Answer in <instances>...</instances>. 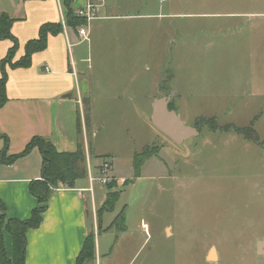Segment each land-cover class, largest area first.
Listing matches in <instances>:
<instances>
[{
  "label": "rangeland",
  "instance_id": "1",
  "mask_svg": "<svg viewBox=\"0 0 264 264\" xmlns=\"http://www.w3.org/2000/svg\"><path fill=\"white\" fill-rule=\"evenodd\" d=\"M120 1L122 14H155L160 7L162 13H185L164 19L178 20L183 33L170 27L171 69L158 79L162 91H177L186 123L199 125L200 134L177 144L143 119L150 110L141 107L146 97L162 95L154 74L143 81L134 105L101 111L105 126L94 138L87 124L80 125L88 102L77 105L72 131L88 133L93 146L109 153L95 157L91 147L92 164L102 162L94 171H104L107 158L113 162L115 174L111 163L105 173L115 180L97 186L98 207L110 190L120 191L115 210L104 215V229L95 231L97 256L89 264H264V145L200 121L253 124L264 141V0ZM117 78L132 84L131 76H103ZM136 151L153 154L139 174L132 161ZM86 166L88 172L87 160ZM123 210L126 230L110 227Z\"/></svg>",
  "mask_w": 264,
  "mask_h": 264
},
{
  "label": "crops",
  "instance_id": "2",
  "mask_svg": "<svg viewBox=\"0 0 264 264\" xmlns=\"http://www.w3.org/2000/svg\"><path fill=\"white\" fill-rule=\"evenodd\" d=\"M85 2L74 0L73 7L77 9ZM98 3L97 17L89 23L85 35L79 32L82 26L75 30L65 26L63 32L49 36L47 48L33 55L31 66L8 67V99L0 107V133L6 137L0 138V153L6 150L8 157L21 154L34 137L51 141L60 151H73L82 141L88 165L95 170L102 162L92 164L90 149H94L95 157L109 156V153L100 150L96 144L93 146L87 132L82 136L74 134L72 117L77 105L88 102L89 114L86 117L84 114L80 125L87 124L94 138L105 126L99 119L101 111L115 104L134 105L137 92L149 74L156 75L154 82H157L156 88L161 90L163 79H158V76L167 74L171 69L168 56L171 45L175 43V38L172 39L170 35V27L177 28L178 36L183 33L178 20L164 19L179 18L185 13H162L160 7L161 11L155 14H122L117 13L122 7L120 0ZM1 12L8 13L15 20L12 31L20 43L15 56L18 60L24 54L25 43L38 36L40 26L45 22L64 23L67 10L64 0H0ZM11 46V40H0V62ZM104 75L131 76L132 84H125L119 78L105 80ZM82 81L86 83L85 92L81 88ZM122 84L123 87H120ZM160 93V96L154 94L146 97L149 102L141 104V107L150 108L143 113V119H149L154 126L151 120L153 100L173 93L170 105L175 106L180 119L189 125L185 121L188 115L177 91L169 87ZM178 107H182L180 111ZM191 126L200 131L196 123ZM140 152L136 151L133 158ZM42 157L39 147H34L13 162L0 159V200L5 204L8 218L28 219L37 206L38 200L30 191V183L42 178ZM107 160L113 171L111 158ZM86 180L88 185H83L79 180L74 187L61 185L52 192L41 224L26 232L24 264H75L90 233L87 230L88 217L92 223L91 231L104 229L105 214L100 230L97 217V186L101 185H95L92 191L88 175ZM109 226L112 227V223ZM3 236L7 255L11 259L13 237L6 229Z\"/></svg>",
  "mask_w": 264,
  "mask_h": 264
},
{
  "label": "trees",
  "instance_id": "3",
  "mask_svg": "<svg viewBox=\"0 0 264 264\" xmlns=\"http://www.w3.org/2000/svg\"><path fill=\"white\" fill-rule=\"evenodd\" d=\"M74 0H64V6L67 10L65 15V23L45 22L40 26L39 34L36 38L28 40L24 45V54L18 59H15L16 53L20 48V43L17 36L13 33L12 27L14 18L8 13H0V40L9 39L12 41V46L7 55L0 62V107L7 102V81L8 67H29L32 64L33 55L36 52L43 51L48 46L49 36L57 35L64 31L65 26L75 30L82 24L86 23L85 17L77 14L73 7ZM170 108L175 109L174 105ZM213 131L222 129L225 131H234L241 134L249 140H254L264 145L255 131L253 124L245 127L229 124L220 127L215 117L201 118ZM199 127V125H197ZM200 128V127H199ZM6 137L0 133V138ZM34 147H39L43 156L42 178L31 181L30 191L37 197L38 204L33 209L31 216L28 219L20 220L17 218H8L6 214L5 204L0 200V264H24L25 249L27 245L26 232L30 228L39 227L43 220V215L48 208L49 198L52 192L61 185L74 187L79 180L87 178L86 166V149L84 143L79 141L75 150L60 151L49 140L42 137H34L25 147L23 152L18 155L7 156V151L3 150L0 153V159L4 162H13L21 155L29 153ZM153 154L148 153L142 155L135 154L133 158V166L137 174L140 173L141 166L144 162L152 157ZM110 189L114 185H108ZM120 191L110 190L107 193L106 200L97 210L98 229L102 227V218L106 212H113L116 203L119 200ZM125 213L121 211L113 220L112 227L120 231L126 229ZM6 229L13 237V257L10 259L7 255L4 243L3 230ZM96 258V239L95 232L92 230L86 237L84 244L77 256L75 264H89Z\"/></svg>",
  "mask_w": 264,
  "mask_h": 264
},
{
  "label": "water",
  "instance_id": "4",
  "mask_svg": "<svg viewBox=\"0 0 264 264\" xmlns=\"http://www.w3.org/2000/svg\"><path fill=\"white\" fill-rule=\"evenodd\" d=\"M81 88L86 91V83L81 82ZM173 93L155 98L152 103V123L161 132L168 136L172 141L177 144H182L185 140L198 136L200 131L197 127L185 124L179 117L177 110L170 108V101L172 99ZM92 223L90 218L87 219V230L91 232ZM264 242L259 243V250H262V245ZM215 250L211 249L209 253V258L211 260L215 259Z\"/></svg>",
  "mask_w": 264,
  "mask_h": 264
},
{
  "label": "built area",
  "instance_id": "5",
  "mask_svg": "<svg viewBox=\"0 0 264 264\" xmlns=\"http://www.w3.org/2000/svg\"><path fill=\"white\" fill-rule=\"evenodd\" d=\"M98 2H102L104 0H97ZM166 1V0H163ZM98 2L96 0H86L85 4L76 9L77 14L85 17L86 23L82 24V28H80L79 32L82 35H85V30L88 28L89 23L97 17L98 14ZM65 23V21H64ZM87 35V33H86ZM110 162L104 164V171H94L91 169L90 165H88V180L90 182V189L93 191V188L97 184H106L108 181L115 180L112 176H108L105 171H110Z\"/></svg>",
  "mask_w": 264,
  "mask_h": 264
},
{
  "label": "bare ground",
  "instance_id": "6",
  "mask_svg": "<svg viewBox=\"0 0 264 264\" xmlns=\"http://www.w3.org/2000/svg\"><path fill=\"white\" fill-rule=\"evenodd\" d=\"M215 254V253H214Z\"/></svg>",
  "mask_w": 264,
  "mask_h": 264
}]
</instances>
